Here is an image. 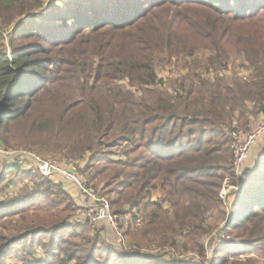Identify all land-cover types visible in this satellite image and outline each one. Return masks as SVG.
<instances>
[{
    "label": "trees",
    "instance_id": "16d2710c",
    "mask_svg": "<svg viewBox=\"0 0 264 264\" xmlns=\"http://www.w3.org/2000/svg\"><path fill=\"white\" fill-rule=\"evenodd\" d=\"M30 1L0 0L3 22L41 7ZM62 8L54 14L74 29L64 41L75 45L70 58L54 55L37 65L23 53L14 60L0 53V124H24L33 145L84 158L87 184L103 183L113 195L112 212L129 216L128 227L142 218L136 229L143 240L175 248L183 240L185 250L204 256L207 214L224 205L225 180L238 179L232 124L247 127L250 116L264 113V0H69ZM199 50L210 52L207 59L189 62L167 87L157 65ZM233 56L242 59L244 73L229 78L224 72ZM198 66L218 75L203 77ZM37 75L38 88L29 92ZM123 80L142 95L119 85ZM122 145L124 158H114L113 148ZM12 171L4 167L0 183ZM41 177L34 200L0 210V218L18 215L20 222L14 233H0V264L18 248L34 255L36 246L47 255L27 264H167L119 252L76 218L80 207L67 191ZM151 188L168 207L150 200ZM230 209L226 231H264V161L243 175Z\"/></svg>",
    "mask_w": 264,
    "mask_h": 264
},
{
    "label": "rangeland",
    "instance_id": "374dc122",
    "mask_svg": "<svg viewBox=\"0 0 264 264\" xmlns=\"http://www.w3.org/2000/svg\"><path fill=\"white\" fill-rule=\"evenodd\" d=\"M34 1L37 0H31L30 2L34 3ZM68 1L69 0H40V4L35 5L34 7H41L18 16L8 24L4 23L0 16V53H6L8 57L13 60L17 54L23 53L25 57L28 56L29 60L33 61L32 64L36 63L37 65L48 64L54 55L59 56L64 60L70 58L68 52H70L69 50L71 48H75V45L66 47L64 41H67L66 39L74 29L72 30L69 25L65 27L64 25L66 24L64 20L57 21L56 19L60 18L54 14L55 11L57 12L60 8L63 13L64 8L62 7L64 6V3L66 4ZM55 8L59 9L55 10ZM10 16H8V18ZM5 17H7V15H5ZM209 54L210 52L206 50H199L194 56H188L186 59L174 56L166 62L159 63L156 70L159 75L165 79L166 86L171 87L176 79L183 77V75L188 72L187 65L189 62L191 63L195 59H199L200 61L206 60ZM229 63V68L224 72L227 77L231 78L236 74L244 73V64L241 58L233 56ZM197 72L201 73L203 77L213 78L218 75L216 70L203 69L199 66ZM65 75L68 76L66 77V81H69L70 73ZM37 76H33L34 78L32 77V82L27 83L31 87L29 92L35 91L34 89L38 88V81L40 79L39 76ZM93 82L94 80L91 78L90 83ZM118 84L132 89L137 92L138 96L142 95V91L137 90L138 88L136 87H132L128 80L118 81ZM28 97L29 96L22 101H28ZM3 104H5V101L0 102V117ZM261 117L255 115L251 118L250 116L251 123H248L247 127L240 122H234L232 124L234 127H232V131L240 130L246 133L256 127L261 121ZM6 129H8L7 132L5 131L7 142L3 138V132ZM123 148L124 145L113 148L112 151L115 153L113 157L116 159L124 158L122 155V152L124 151ZM0 149H7V151L14 156H17L18 153H32L62 163L71 162L78 167L85 180H89L88 173L90 170L87 169V164L84 158L70 159L62 153H55L52 150H47L37 144L33 145L24 131V124H16L14 126L5 123L0 124ZM14 158L8 159L6 155L0 152V173L4 167H12L14 169V171L8 173L3 182L0 183V210L2 207L6 208L8 205L18 200L21 201L24 198L34 200L38 195L37 190H35V183L42 177L35 170L33 162L29 157H24L22 164H10L12 163L11 160H15ZM48 179L63 189L66 187V182L63 180L54 178ZM94 183H97L96 188L90 186L102 197L108 200L109 196H113L112 194H105L106 188L103 183L98 180H94L92 184ZM242 183L243 177L241 179H226L220 191V197L224 201V205L220 208L210 210L207 214V221L204 225L205 229L202 232V241L206 246V254H204V256L197 250H185L182 245L183 240L178 242L177 248L171 245L161 244L162 242L160 240H143L141 234L138 233L136 229L142 224L137 226L136 223H133V225L128 227L127 224L124 225L121 223L120 218H118V223L122 232H124V243L120 242L118 236V240L115 242L117 245L111 244V241H106L123 254H138L142 256L152 255L156 256L162 263L167 264H218L219 258L222 260L219 264H264V231L260 235H247L245 231L246 229L225 230L230 220L233 221L234 219V217H231L230 203L235 199L238 190L242 187ZM149 192L151 201L162 202L164 207L169 206L168 203L166 204L162 201L161 191L159 189L151 188ZM69 195L71 196V194ZM75 213L78 214L79 210ZM74 221L75 223L78 222V220ZM18 225H20L18 215L12 218H0V233L6 235L12 234L16 231ZM90 228H92V233H94L101 228V223L95 226L90 225ZM253 229H255V227L253 228V225L249 227L250 231ZM244 240H249V242L247 241L246 243ZM34 251V255H30L22 248H18L15 255L11 256L6 264H27L24 262V259L32 262L35 258L43 259L47 255L43 247L40 246H36Z\"/></svg>",
    "mask_w": 264,
    "mask_h": 264
},
{
    "label": "built area",
    "instance_id": "2783aa9c",
    "mask_svg": "<svg viewBox=\"0 0 264 264\" xmlns=\"http://www.w3.org/2000/svg\"><path fill=\"white\" fill-rule=\"evenodd\" d=\"M264 136V117L253 129L246 133L240 130L231 132V149L233 152V165L238 179H241L250 168L246 163L252 155L256 142ZM8 159L10 164H22L24 157H29L33 162L35 170L44 177L54 178L71 183L80 198V210L76 218L87 222L91 226L99 223L108 225L124 243V232L118 223V216L115 215L110 206V202L102 197L95 189L87 184V181L79 171L78 167L71 162H59L51 158H44L36 154H19L14 156L7 149H0ZM13 155V156H12ZM19 157V158H16ZM241 186V184H240ZM142 224V219L138 218L136 225ZM122 240V241H121Z\"/></svg>",
    "mask_w": 264,
    "mask_h": 264
},
{
    "label": "crops",
    "instance_id": "0c3cea01",
    "mask_svg": "<svg viewBox=\"0 0 264 264\" xmlns=\"http://www.w3.org/2000/svg\"><path fill=\"white\" fill-rule=\"evenodd\" d=\"M259 117H261V119H262L264 117V113H260ZM263 161H264V136L261 137L256 142V144L254 145V148H253V151H252V155H251L250 159L247 161L246 165H247L248 168L253 169V168L261 165V163ZM64 182H66V181H64ZM64 189L66 191H68L69 194H71V196L73 197L75 203L78 206H80V202L81 201H80L79 195L76 193V191H75L74 187L72 186V184L66 182V187H64ZM119 218L121 220V223L124 224V225L127 224L128 220H129V216H127V215L124 216V217H119ZM100 229H102V230H100ZM100 229L99 230L101 231V234L103 235V237L107 241H111V244L117 245L115 242L118 240V237L115 234V232L108 225H106L104 223H101V228Z\"/></svg>",
    "mask_w": 264,
    "mask_h": 264
}]
</instances>
